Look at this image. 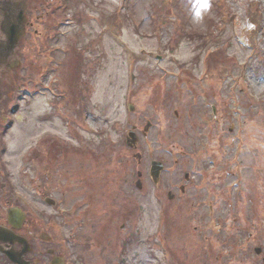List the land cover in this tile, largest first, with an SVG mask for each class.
<instances>
[{
    "label": "rangeland",
    "instance_id": "1",
    "mask_svg": "<svg viewBox=\"0 0 264 264\" xmlns=\"http://www.w3.org/2000/svg\"><path fill=\"white\" fill-rule=\"evenodd\" d=\"M21 8L0 178L53 235L25 236L31 260L55 245L67 264H264V0H0V51Z\"/></svg>",
    "mask_w": 264,
    "mask_h": 264
},
{
    "label": "flooded vegetation",
    "instance_id": "2",
    "mask_svg": "<svg viewBox=\"0 0 264 264\" xmlns=\"http://www.w3.org/2000/svg\"><path fill=\"white\" fill-rule=\"evenodd\" d=\"M45 138H43L42 140H45ZM65 149L67 150L68 147H64L63 149L60 148V150H64L65 153ZM37 150H39L37 148ZM54 153V151H53ZM95 153V151H94ZM41 158V157H40ZM186 179L188 180H192L191 175L189 173H184ZM194 181V180H192ZM9 188V183L8 182H4L1 181L0 178V225L1 226H5L7 228H10L11 230H13L15 232V234H20L23 236H30V240L36 239L38 236L42 239L43 242H47L48 240L50 241V239H52V237L49 235L48 236V232L46 230H42L40 231V233L37 234L36 232V225H35V219L30 218V216H28V214L25 212L26 217H25V221L22 222L20 220L15 221V223L13 224L11 222L10 219V212L12 207H14V205H18L21 207V210L23 211V207L21 206V204L19 202H17V200L15 199L14 201H12L11 199L8 198V196L6 195ZM179 188L181 189L182 192L186 191V185L181 183V185L179 186ZM169 196L172 198L177 197L176 194L174 193H170ZM17 212V211H16ZM13 215V213H12ZM18 217L19 214L17 213ZM18 219V218H17ZM25 231V233H23ZM45 239V240H44ZM33 249H34V245L33 243H31ZM11 249H21V245L18 242V240H16L15 242H12L10 240H1L0 239V264H14L11 260H9L6 252H4L5 250H11ZM32 249V250H33ZM40 251H43L42 247L40 248ZM56 247H50L47 249V253L50 256L51 255V259L52 257L56 254ZM31 260V255H30V251L28 253L25 254V259H29ZM33 263L35 264H48L46 263V260H44L41 257L35 258L33 260H31Z\"/></svg>",
    "mask_w": 264,
    "mask_h": 264
},
{
    "label": "water",
    "instance_id": "3",
    "mask_svg": "<svg viewBox=\"0 0 264 264\" xmlns=\"http://www.w3.org/2000/svg\"><path fill=\"white\" fill-rule=\"evenodd\" d=\"M24 11H25L24 8H21L18 11L19 14L17 15V22H16L17 24L12 23L11 26H9L7 29L4 28L3 30L6 36L8 37L7 44L3 45L2 51H0V55H2L3 58H6L9 53L14 52V50L17 48V46L19 45L23 37V33L25 31V25H26L24 23L26 20ZM3 58H1L0 60H4ZM158 163L153 162L154 166H153L152 172L154 174H158L159 169L163 166V165L161 166ZM23 217L24 216L22 215V218ZM21 219H16V220L18 221ZM11 220L12 222L16 221L13 219ZM0 232L5 235V236H2L5 239L10 240L12 242H15L16 240H18L22 244L23 249L21 251H18L15 249L6 251L9 258L12 259L16 264H32L30 260H26L23 257L24 253L28 252V250H31L32 248L30 243L27 241V239L19 235H15L12 230H8L5 227L3 228L2 226H0ZM258 251H260V249H258ZM62 263H63L62 260H59V259H56V261H54V264H62Z\"/></svg>",
    "mask_w": 264,
    "mask_h": 264
}]
</instances>
